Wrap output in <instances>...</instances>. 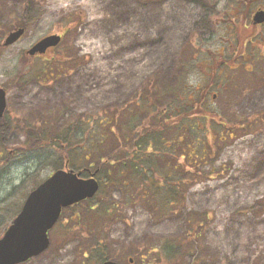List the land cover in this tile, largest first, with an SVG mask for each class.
Returning <instances> with one entry per match:
<instances>
[{"label":"rangeland","instance_id":"1","mask_svg":"<svg viewBox=\"0 0 264 264\" xmlns=\"http://www.w3.org/2000/svg\"><path fill=\"white\" fill-rule=\"evenodd\" d=\"M186 1L43 0V14L26 25L19 41L3 49L0 87L8 91L7 117L13 122L4 138L0 137V238L20 212L27 195L56 170L60 158L55 144L24 149L25 120L40 124L44 119L45 128L54 130L82 119L84 128L80 131L86 137L87 129L95 128L98 113L136 99L149 80L155 78L162 84H172L181 66L177 60L182 54L190 56L188 43L197 37L195 27L206 17L190 8ZM250 3L251 10L264 9V0ZM22 9V0H0V45L14 25L22 26L16 19ZM71 13L74 18L80 15L82 18L64 44L70 55L77 52L84 56L83 62L48 86L33 80L23 86L15 85L21 55L28 54L42 38L63 32L57 21ZM261 29L257 35L264 33V28ZM261 39L262 35L256 38L258 46L251 49L249 62L228 73L232 88L213 100V108L233 123L215 127L216 132L220 130L226 137L215 150V155L220 150L214 164L218 169L216 178L193 186L183 209L172 217H155L151 204L138 202L120 208L119 218L103 227L109 235L112 252H128L133 262L143 255L148 258L147 254L159 246V241L186 235L190 213H207L210 222L199 228L195 252L187 256L185 264H264V121L256 125L257 129L254 123L252 127L239 124L264 111V40ZM251 66L255 67L254 71L248 69ZM190 77L191 83H200L196 74L191 73ZM87 114L92 117L86 125L83 115ZM200 126L203 128V124ZM84 156L78 157L70 168L80 171L86 167ZM83 177H89L88 173ZM109 193L116 200L123 195L117 187L109 189ZM82 208L85 210V206L66 210L49 232L50 247L21 264L86 261L87 239L77 237L67 222L69 216ZM119 259L120 263L129 264L128 258Z\"/></svg>","mask_w":264,"mask_h":264},{"label":"trees","instance_id":"2","mask_svg":"<svg viewBox=\"0 0 264 264\" xmlns=\"http://www.w3.org/2000/svg\"><path fill=\"white\" fill-rule=\"evenodd\" d=\"M22 8L16 19L20 20L21 25H28L43 14L44 3L43 0H22ZM81 18V15L74 18L71 13L57 21L58 28L63 29L62 46L59 45L58 49L56 47L36 60L26 53L21 55L15 85L23 86L33 80L48 86L83 62L84 56L77 52L70 55L64 44L65 38ZM3 49L1 44L0 58ZM56 50L58 54L54 53ZM192 69L193 65L183 63L169 85L155 78L149 80L136 99L108 110L110 113H98L94 121L96 126L87 129L86 137L80 131L84 128L82 119L54 130L45 128L44 119L40 124L36 120H25L24 149L55 144L60 151L56 169L64 167L67 161L74 166L78 157L85 155L83 165L86 167L81 170H99L101 187L95 198L66 209L85 206V210L82 208L81 212L67 218L73 228L71 231L77 237L87 239L84 253L87 260L82 264H102L110 259L120 261L121 257L129 261L130 253L110 250L109 235L103 228L119 218L120 208L138 202L151 204L155 217H172L183 209L193 186L216 178L218 169L214 164L220 150L216 155L215 150L226 137L222 131L216 132L215 127L223 128L233 123L213 108V95H205L200 90V83L190 82ZM83 116L86 125L91 122L90 114ZM200 119L204 121L199 123ZM263 121L264 111L254 115L253 119L247 118L242 123L239 121V124L252 127L254 123L256 128ZM12 122L7 116L0 120L1 138H4ZM229 136L232 138V134ZM113 187L123 193L120 200L110 198L109 189ZM209 218L207 213H190L189 229L185 236L159 241V246L147 254L148 258L143 255L138 261L128 263L185 264L187 256L195 252L194 242L199 237V228L208 225Z\"/></svg>","mask_w":264,"mask_h":264},{"label":"water","instance_id":"3","mask_svg":"<svg viewBox=\"0 0 264 264\" xmlns=\"http://www.w3.org/2000/svg\"><path fill=\"white\" fill-rule=\"evenodd\" d=\"M256 24L264 22V12L254 17ZM26 27L9 31L3 43L8 47L19 41ZM59 34L46 36L29 50L35 56L45 54L61 42ZM7 110V92L0 87V119ZM98 169L88 178L81 177L82 171L69 168L67 161L27 196L21 211L0 238V264H21L46 251L50 246L49 232L59 221L62 211L82 201L93 199L100 185L96 179ZM104 264H120L109 260Z\"/></svg>","mask_w":264,"mask_h":264},{"label":"flooded vegetation","instance_id":"4","mask_svg":"<svg viewBox=\"0 0 264 264\" xmlns=\"http://www.w3.org/2000/svg\"><path fill=\"white\" fill-rule=\"evenodd\" d=\"M250 1H186L190 8L206 17L195 27L197 37L188 43L190 56L182 54L177 62L180 65L195 63L192 73L200 79V90L205 95H213L214 99L231 88L228 73L242 67V63L249 62L250 54H253L251 49L258 46L256 38L262 35L261 40H264L263 32L257 35L260 27L263 31L264 23H253L254 14L260 10L264 12V9L256 7L251 10ZM248 69L254 71L255 67Z\"/></svg>","mask_w":264,"mask_h":264}]
</instances>
